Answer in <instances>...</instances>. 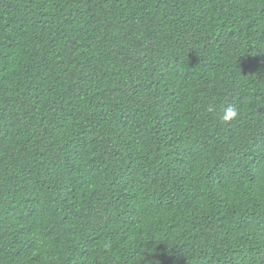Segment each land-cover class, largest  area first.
Masks as SVG:
<instances>
[{"label":"trees","instance_id":"obj_1","mask_svg":"<svg viewBox=\"0 0 264 264\" xmlns=\"http://www.w3.org/2000/svg\"><path fill=\"white\" fill-rule=\"evenodd\" d=\"M0 264H264V0H0Z\"/></svg>","mask_w":264,"mask_h":264},{"label":"clouds","instance_id":"obj_2","mask_svg":"<svg viewBox=\"0 0 264 264\" xmlns=\"http://www.w3.org/2000/svg\"><path fill=\"white\" fill-rule=\"evenodd\" d=\"M209 110H213V108L210 106ZM239 113L237 111V109L234 106H227L223 109L222 115L220 116V119L224 122V123H228L233 121L234 119H236L238 117Z\"/></svg>","mask_w":264,"mask_h":264}]
</instances>
